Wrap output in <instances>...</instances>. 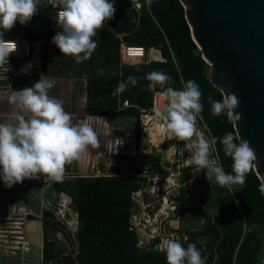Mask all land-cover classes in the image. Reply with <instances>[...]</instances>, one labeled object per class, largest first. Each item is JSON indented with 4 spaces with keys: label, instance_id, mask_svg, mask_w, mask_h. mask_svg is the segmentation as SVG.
<instances>
[{
    "label": "trees",
    "instance_id": "trees-1",
    "mask_svg": "<svg viewBox=\"0 0 264 264\" xmlns=\"http://www.w3.org/2000/svg\"><path fill=\"white\" fill-rule=\"evenodd\" d=\"M112 2L114 16L98 30V46L82 63L77 64L71 57L62 56L51 42L61 28L57 25L56 10L50 6L38 7L37 15L27 25L17 23L4 34V39L25 38L31 43L41 42V73L44 77H49L51 70H58L63 79L86 80L87 112L91 116L138 118L136 107H152L153 93L146 76L154 70L168 74L171 81L166 87L177 90L182 88V83L194 80L203 94L201 117L217 139L220 164L231 173V158L224 155L219 140L225 133L237 135V132L226 116L211 114L208 97L219 101L222 93L210 83V67L191 39L179 0H152L150 6H143L138 13L131 9L129 0ZM120 41L129 46L160 50L166 61L120 65ZM101 70L103 75L99 74ZM129 76L136 77L138 83L135 86L128 84L126 90L114 95L118 85L126 82ZM154 89L164 91L158 86ZM125 100L132 107L117 112ZM140 134L136 128L137 152ZM160 163L157 154H146L137 158L133 175L53 181V189L70 196L78 212V254L75 259L71 255L62 258L64 250L50 240L63 227L52 221V213L45 212L44 264L50 261L53 264H166L165 256L161 254H145L137 250L136 236L128 229L130 194L142 187V179L136 175L145 165L158 170ZM200 184L204 185V182ZM209 185L205 184L211 188L204 198H198L194 209L190 207L187 193L184 191L182 195V210L188 214V223L204 221L200 229L188 232L190 243L196 245L205 264H263L264 187L255 171L247 174L242 188L236 187L233 191L214 182Z\"/></svg>",
    "mask_w": 264,
    "mask_h": 264
},
{
    "label": "clouds",
    "instance_id": "clouds-1",
    "mask_svg": "<svg viewBox=\"0 0 264 264\" xmlns=\"http://www.w3.org/2000/svg\"><path fill=\"white\" fill-rule=\"evenodd\" d=\"M57 2L61 8V30L51 42L62 56L82 63L97 48V32L113 18L114 3L112 0ZM146 2L150 6L152 0ZM39 4L40 0H0V68H4L5 73L9 71V54L16 50V44L5 40L4 34L17 23L27 25L37 15ZM99 74L103 75V70ZM43 76L32 87L12 91L8 97L14 110L5 122H0V179L7 188L39 176H43L44 181L62 182L65 166L80 160L89 146H97V133L88 118L74 120L64 109L63 102L49 95L55 79ZM146 80L151 88L164 89L166 103L154 109L152 118L163 122L162 131L170 140L183 142L190 149L189 165L204 170L208 182L229 191L242 188L247 174L256 167V155L250 142L231 132L220 138L224 155L232 161L231 173L226 172L218 156L212 158L213 143L198 131V120L203 112L199 85L188 80L179 90L166 87L171 77L161 70L148 73ZM137 83L136 77L129 76L126 82L118 85L114 95L126 90L128 84L135 86ZM208 102L212 116L224 115L233 125L242 119L236 112L240 101L235 94L224 92L219 101L209 96ZM161 245L166 264H205L194 243L185 247L177 238L169 237L164 238Z\"/></svg>",
    "mask_w": 264,
    "mask_h": 264
},
{
    "label": "built area",
    "instance_id": "built-area-1",
    "mask_svg": "<svg viewBox=\"0 0 264 264\" xmlns=\"http://www.w3.org/2000/svg\"><path fill=\"white\" fill-rule=\"evenodd\" d=\"M129 1L131 3V9L137 13L142 10L143 6L148 7L146 0ZM48 6L56 10V21L58 27H60L61 8L58 6L57 0H40L38 7ZM12 41L16 44V50L9 54V71L5 73L4 68H0L1 118L9 117L8 114L3 112V109L6 107L12 108L8 100L11 92L32 87L39 81L42 75L41 44L31 43L25 38H18ZM153 61L165 62L166 60L163 59L160 50L129 46L124 41H120V65L135 66ZM5 67L7 66L5 65ZM15 73L17 74L15 75ZM17 79H22L24 82L22 87L18 88L15 85ZM151 91L153 93L152 107L147 109L135 106L139 110V116L133 119L136 128L146 137L148 143L153 145L156 154L161 158V163L158 170L151 169L150 165H145L142 172L137 175L135 174L138 178L142 179V187L132 191L130 194L131 207L128 229L136 236L135 246L137 250L145 254L158 253L165 256L161 250V242L164 238L175 237L187 247L190 243L188 232H195L204 224L203 220L199 221V223H188L185 221V211L182 210L183 192L185 191L187 193V198L191 201V205L194 195L197 193L192 188L199 187V185H203L200 182H204L203 189L206 195L208 188L211 187H205V184L208 183V186L211 185H209L206 179L204 170L200 171L198 168L189 165L190 160L188 157L191 155L190 149L183 142H177L175 139L170 140L167 134L162 131L163 122L152 118L154 116V109L163 107L166 100L163 92H158L154 88H151ZM130 107L132 105L128 100H125L118 106L117 112ZM107 127L106 125L105 128ZM117 128L118 130L115 134L109 135L102 154L108 156L116 155L122 152L128 145H133V164L127 174L133 175L132 171L136 168L137 158L151 153L140 145L138 152L135 151L137 146L135 133L131 134L125 129ZM198 131L213 143L212 158H217L218 156L220 163L216 145L217 139L212 135L202 117L198 120ZM160 133L161 135H159ZM173 145L176 148H171ZM163 157H165V161ZM101 175L99 166L94 174H90L92 178H97ZM68 177L75 178L76 173H71ZM23 183H37L45 190L48 188L50 181H44L43 176H39L37 179L25 180ZM68 197L66 193H60L56 205H53L56 207V212L52 221L61 224L63 228L53 235L50 241L56 247L64 250L62 258L71 255L75 259L78 254L76 235L79 231V215L72 208L73 202ZM200 197L204 198L202 195ZM50 206L52 205L47 203V207ZM28 214L30 212L25 206V208H17L14 210L13 214L9 217H0V252L10 254L30 252L31 245H29L24 231V227L28 222ZM42 263L44 264V256H42ZM49 264H53L52 261Z\"/></svg>",
    "mask_w": 264,
    "mask_h": 264
},
{
    "label": "water",
    "instance_id": "water-1",
    "mask_svg": "<svg viewBox=\"0 0 264 264\" xmlns=\"http://www.w3.org/2000/svg\"><path fill=\"white\" fill-rule=\"evenodd\" d=\"M179 2L191 39L210 67L211 85L239 98L236 112L242 119L234 128L254 149V171L264 187V0ZM139 145L156 154L143 134ZM27 219L42 223L41 217L31 213Z\"/></svg>",
    "mask_w": 264,
    "mask_h": 264
},
{
    "label": "crops",
    "instance_id": "crops-1",
    "mask_svg": "<svg viewBox=\"0 0 264 264\" xmlns=\"http://www.w3.org/2000/svg\"><path fill=\"white\" fill-rule=\"evenodd\" d=\"M106 25V24H105ZM121 39V37H119ZM41 44V42H40ZM43 78H52L55 79V81L57 83H62V84H67L68 82V87H70V91H71V87L73 89V91H75L74 87H73V83L75 82H79L81 84V92L78 91V98L76 99H72L71 96V101L67 102V112H69L72 116L73 119H84V118H88V122L90 123V125L94 128V130L97 133V146L96 147H92L89 146L88 151L81 157L80 160H76L73 161L71 164H67L65 166L66 171H65V175L63 179H68V175H70L71 173H75V169L78 170V172L76 171V177H85V178H92L90 176V174H94L95 171L99 168L101 169V176H113L116 174L117 170L116 166H113V171L114 173L111 174L110 171H108L109 168H107V166L105 165L104 161L101 160V158L103 157H115L117 159H119L120 157H123L125 155L124 151L120 152L119 154L116 155H103L102 154V150L105 148L106 143L109 139V135H113L117 132L118 128L114 127L112 125L109 124L108 121V117L109 116H91L88 114L87 112V81L86 80H71V79H63L59 73L58 70H53L52 73L50 71V76L49 77H43ZM66 82V83H65ZM24 84V82L22 81V79H17L15 81V85L19 87H22V85ZM71 85V86H70ZM50 96H52V92L49 93ZM64 104L63 106H65V100L63 101ZM12 108L10 107H6L3 109V112L10 115V113L14 110L13 106L11 105ZM112 117H114L113 115H110ZM3 117V116H2ZM8 118H1L0 117V122H5ZM91 119V120H90ZM108 126L107 128H105V126ZM134 125L136 126L135 122ZM122 128V127H119ZM124 129V128H122ZM135 133V132H134ZM133 133V134H134ZM137 145V144H136ZM151 154H155V153H151ZM132 160H133V155H132ZM116 161H114L113 165L115 164ZM110 166V165H109ZM118 166V165H117ZM132 166V165H131ZM117 174H128V172L125 173H117ZM84 175V176H82ZM100 177V176H99ZM75 178H69V179H75ZM53 181H50L49 186L47 189L43 190L42 186L40 184L37 183H20V184H15L13 185L10 189L11 191H7L6 188L3 184L2 179H0V184H3L2 187H0V194L3 196V204H2V208H0V217H2V215H7L6 217H9L10 215L13 214L14 210H16L17 208H25V206L27 207V210L31 213L34 214L36 216H39L43 219L44 221V216H45V212H50L52 213L53 216H55V212H56V207L53 205H56V201L58 198V195L60 193H64V192H59L55 189H53ZM29 191V190H35L39 193L36 194V198L38 199V205L37 204H29V200L30 199V195L25 191ZM47 193V195H46ZM56 194V195H53ZM68 199L72 202V198L69 196ZM47 203H49L50 207H47ZM73 204V203H72ZM72 206V205H71ZM72 208L74 210L75 207L72 206ZM3 218V217H2ZM34 223H39V222H34ZM27 224V223H26ZM40 225L42 226V241H41V252H44V227H43V222L40 223ZM26 226V225H25ZM26 236V234H25ZM27 241L29 242V245H31V250H32V244L31 242L28 240L27 236H26ZM30 250V252H31ZM0 254H5L7 256H18L21 254H27V253H23V252H19L17 254H10V253H6V252H0Z\"/></svg>",
    "mask_w": 264,
    "mask_h": 264
},
{
    "label": "rangeland",
    "instance_id": "rangeland-1",
    "mask_svg": "<svg viewBox=\"0 0 264 264\" xmlns=\"http://www.w3.org/2000/svg\"><path fill=\"white\" fill-rule=\"evenodd\" d=\"M53 70H51L52 73ZM66 83V82H65ZM70 83V82H68ZM67 84H62L60 83H55V86L50 90L52 92V96L56 97L57 99L61 100L62 102L65 100V106L64 109L67 111V102L71 101V96L72 99L78 98V91L81 92V84L79 82L73 83V87L75 91H73L71 87H68L69 85ZM71 86V85H70ZM49 92V93H50ZM64 104V102H63ZM109 124L114 126V127H122L129 133L133 134L136 130V126L134 125V119L130 117H108ZM125 155L123 157H120L119 159L115 157H103L101 160L104 161L105 165L107 166L108 171H110L111 174L114 173L113 171V166H116L117 173H125L129 172L131 169V165L133 164L132 160V154H133V145H128L125 149H123ZM115 164L113 165V163ZM110 165V166H109ZM118 165V166H117ZM77 169V168H76ZM75 169L78 172V170ZM201 179V178H200ZM3 184H0V187H2ZM204 185H199V187L192 188L195 192H197L194 195L193 203L190 205L192 209L195 208V203L198 201V198L202 195L203 197L205 196V190L203 189ZM7 191H11L10 188H6ZM29 195L30 199L29 204H37L40 203L38 202V199L36 198V194L39 193L35 190H25ZM47 195V193H46ZM3 196L0 194V208H2L3 204ZM186 216L185 221L188 222V214L185 212L184 213ZM7 215H2L3 218H6ZM11 216V215H10ZM194 218V217H192ZM33 222H28L26 226L24 227L25 234L28 238V240L32 244V250L31 252L25 254H21L18 256H7L5 254H0V264H43L42 263V256L43 253L41 252V241H42V226L40 223H34ZM42 222L44 223L43 219ZM44 232V231H43ZM58 231H56L57 233ZM65 238V237H63ZM73 239V238H72ZM67 249V248H66ZM67 251V250H66ZM74 259V258H73Z\"/></svg>",
    "mask_w": 264,
    "mask_h": 264
},
{
    "label": "bare ground",
    "instance_id": "bare-ground-1",
    "mask_svg": "<svg viewBox=\"0 0 264 264\" xmlns=\"http://www.w3.org/2000/svg\"><path fill=\"white\" fill-rule=\"evenodd\" d=\"M159 135H161V133Z\"/></svg>",
    "mask_w": 264,
    "mask_h": 264
}]
</instances>
